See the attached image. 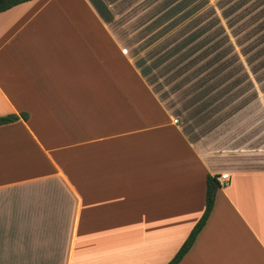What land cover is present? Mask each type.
Returning <instances> with one entry per match:
<instances>
[{
	"label": "crops",
	"instance_id": "0c3cea01",
	"mask_svg": "<svg viewBox=\"0 0 264 264\" xmlns=\"http://www.w3.org/2000/svg\"><path fill=\"white\" fill-rule=\"evenodd\" d=\"M151 5L0 13V264H167L207 175L178 264H264V47H150Z\"/></svg>",
	"mask_w": 264,
	"mask_h": 264
},
{
	"label": "rangeland",
	"instance_id": "374dc122",
	"mask_svg": "<svg viewBox=\"0 0 264 264\" xmlns=\"http://www.w3.org/2000/svg\"><path fill=\"white\" fill-rule=\"evenodd\" d=\"M260 8L256 0H152L150 47H183L188 59L219 68L222 47H264Z\"/></svg>",
	"mask_w": 264,
	"mask_h": 264
},
{
	"label": "trees",
	"instance_id": "16d2710c",
	"mask_svg": "<svg viewBox=\"0 0 264 264\" xmlns=\"http://www.w3.org/2000/svg\"><path fill=\"white\" fill-rule=\"evenodd\" d=\"M31 0H0V13L4 12L16 5H19L24 2H28ZM19 118L26 119L25 114H21L20 116L16 115H8L5 117H0V126L9 124L12 122L17 121ZM220 187L219 182L217 181L216 176H206L205 180V207L203 214L201 215L198 222L195 224V226L190 231L188 237L184 241V243L181 245L177 253L174 255V257L167 263V264H178L180 260L183 258V256L188 252L190 247L192 246L197 234L200 232L202 227L204 226L214 203V196L217 191V189Z\"/></svg>",
	"mask_w": 264,
	"mask_h": 264
},
{
	"label": "built area",
	"instance_id": "2783aa9c",
	"mask_svg": "<svg viewBox=\"0 0 264 264\" xmlns=\"http://www.w3.org/2000/svg\"><path fill=\"white\" fill-rule=\"evenodd\" d=\"M228 177L227 175H221L220 177L217 178V181L219 184H223L225 181H227Z\"/></svg>",
	"mask_w": 264,
	"mask_h": 264
}]
</instances>
